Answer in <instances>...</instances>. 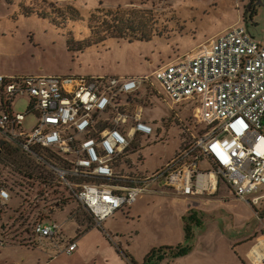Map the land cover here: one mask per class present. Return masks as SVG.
I'll return each instance as SVG.
<instances>
[{"label":"built area","instance_id":"2783aa9c","mask_svg":"<svg viewBox=\"0 0 264 264\" xmlns=\"http://www.w3.org/2000/svg\"><path fill=\"white\" fill-rule=\"evenodd\" d=\"M142 94L160 98L173 112L191 109L193 124L180 119L189 142L176 158L140 175L125 161L137 137L154 133L142 120ZM18 98L29 99L26 113L13 110ZM28 115L35 124L25 130ZM7 152L24 162L17 168L1 159L0 210L13 204L17 210L26 205L57 211L74 201L101 226L153 185L191 196L205 175L256 204L258 198L247 197L264 186V44L237 23L142 77L0 74V155ZM201 161L209 163V172L199 170ZM3 166H12L19 182L5 181ZM0 230L4 246L6 229ZM30 239L71 255L78 235L68 238L57 221L39 220L30 225ZM260 247L262 258H249L253 264H264V238L251 250Z\"/></svg>","mask_w":264,"mask_h":264},{"label":"rangeland","instance_id":"374dc122","mask_svg":"<svg viewBox=\"0 0 264 264\" xmlns=\"http://www.w3.org/2000/svg\"><path fill=\"white\" fill-rule=\"evenodd\" d=\"M22 5L32 11L39 5L50 7L48 10L75 8L81 13V20H68L60 25L62 30H53L46 22L23 16ZM106 11H119L126 19L133 18L136 30L145 33L143 39H108L83 52L68 46L69 40L78 43L92 37L87 29L93 20L91 16H105ZM237 23L264 44V0H0V74L142 77ZM141 104L142 120L153 127L154 133L134 140L126 162L131 171L135 165L142 172L147 171L145 174H151L176 158L183 143L189 142L180 119L192 111L179 106L173 112L152 95L142 94ZM28 105V98H18L13 110L26 113ZM34 124V117L28 115L23 127L29 130ZM133 152L140 153L138 165L136 161L134 164L138 155ZM2 169L7 177L5 181L19 182L12 166ZM208 169L204 161L199 164L201 172ZM50 197L54 199L52 194ZM229 198L227 208L205 214L198 225H191L195 238L184 237L182 241L171 237L178 228L177 208L167 196L143 193L132 207L124 208L101 226L92 224L89 215L72 201L54 217L63 225L66 237H75L76 233L79 237L72 255L46 250L37 241L30 243V225L43 219L36 216L41 209L29 210L25 205L17 210L11 204L0 210V227L6 229V243L0 246V264H117L124 252L134 253L140 264H145L152 250L180 244L189 247L184 256L172 261L169 253L167 259L172 262L152 260L147 264H243L242 261L250 264L246 253L262 239L257 238L255 228L264 224L257 222L254 204ZM72 211L76 213L73 218L78 217L80 229L70 217ZM48 254L56 256L49 261Z\"/></svg>","mask_w":264,"mask_h":264},{"label":"trees","instance_id":"16d2710c","mask_svg":"<svg viewBox=\"0 0 264 264\" xmlns=\"http://www.w3.org/2000/svg\"><path fill=\"white\" fill-rule=\"evenodd\" d=\"M21 8V14L27 18L34 17L36 20L46 22L53 30H62L60 25L62 23H65L66 21L70 20L71 22H76L81 20V13L75 9V8H66V10H60L56 8H51L48 10L45 6H38L36 10L32 11V9L28 7H24L23 5ZM107 13L105 16H97L92 15L91 18V24L87 27L88 31L90 33L88 35H92V37L88 39H84L83 41H80L78 43H75L72 40L68 41V46L73 45L75 48L80 52H83L84 49H87L91 47L92 45H98L100 43H103L104 41L108 39H120V38H130L132 39H138L141 40L145 36V33H139L140 30H136L137 27L133 25L135 20L133 18L126 19L124 15H122L119 11L113 12V11H106ZM102 19V20H101ZM74 48L69 50H73ZM185 112V111H184ZM189 125H192V117L191 115L186 116L184 119ZM203 127H200L199 129H195L198 134H201L203 130H201ZM134 153V152H133ZM134 154H137L135 161L137 164L139 161V155L140 153L136 152ZM14 155V156H12ZM8 156V157H7ZM4 155H0V162L1 159L3 161H11L17 168L22 167L24 159L16 154H13L11 152H7ZM126 166L129 167V164L125 161ZM46 209V211H44ZM40 214H37L36 216L40 215V217H43L42 220L49 221L54 213L53 211L49 210V207H43L41 208V211H39ZM42 213V214H41ZM50 216V217H49ZM75 221L77 222L79 229L81 228V224L78 222L75 218ZM90 222L93 224V220L90 217ZM197 224L194 222V220L186 219L185 221V234L186 239H190L191 237H194L193 230L191 226L192 224ZM91 228V227H90ZM189 251V247L187 245H178L176 247H161L158 249L152 250V252L146 257L145 264L151 262L152 260H157L159 262L164 261L167 259L168 254L170 253V258L173 260L180 258L184 256ZM125 256L128 257V254H125ZM131 258V257H130ZM243 264H246L244 261H242Z\"/></svg>","mask_w":264,"mask_h":264},{"label":"crops","instance_id":"0c3cea01","mask_svg":"<svg viewBox=\"0 0 264 264\" xmlns=\"http://www.w3.org/2000/svg\"><path fill=\"white\" fill-rule=\"evenodd\" d=\"M3 75H5V74H3ZM142 112L144 113L143 108H142ZM201 162H203V161H201ZM204 163H205L206 167L209 168L207 171V172H209V170H210L209 163L207 161H204ZM134 164H135V160H134ZM163 167L164 166H161L160 168H158L154 171H151V173L157 172L158 170L162 169ZM134 170H137L140 174L141 173H143V174L147 173V171L142 172L140 170V168L135 167V166H134ZM204 184H206L207 186H210L208 191L202 190ZM151 187L153 189L152 191H146L144 193L148 192V193H152V194H159V195H162L165 197L167 196V197L171 198V201L175 204L174 206L177 208L176 221L178 222V228H176V232H174V234L171 236L173 239H178L177 241H180V240L182 241L183 238L186 237L185 230H184L186 219L188 220V219L192 218L194 220V222L197 223V225H198L199 224L198 222L201 220V218H204L206 216L205 214L213 213L215 211H219L221 208H227V207H225V204L230 200V198H229L230 196L237 199L234 196L231 189L229 188V186L224 181H222V180H216L215 181L214 175H205L204 177H202L201 183H200V190L196 191V193L194 195H191V196H181V195L175 193L174 191H172L171 189H167V190H170V191H167L165 189V187H160L159 185H156V187L155 186H151ZM196 190H197V187H196ZM141 195L138 198H140ZM249 196L247 197L249 201L258 198V202L256 204H254L255 208L257 209V211L255 212V213H257L256 219H257V222L264 224V186H261L259 188L258 192L251 194ZM133 205L126 206L124 208H130ZM66 207H64L63 209L55 211V213L52 215L50 220L55 221L54 220L55 215L59 212L64 211L66 209ZM123 209H121V210H123ZM121 210L118 211L117 213L121 212ZM117 213H115L113 216H115ZM71 217L73 218V216H71ZM73 219L75 220V218H73ZM259 227H260V231L258 232L257 230L259 229ZM63 229H64V227L62 225V233L64 234ZM255 230H256V233H258L257 238L262 237V239H263L264 238V233H263L264 227L259 225L257 228H255ZM76 235H77V233H76ZM193 235L195 238L196 233L194 230H193ZM250 237H252V236H250ZM68 238H70V237H68ZM43 244H44L43 245L44 248L46 250H49V251L51 250V247L53 245L52 243H50L49 241H46V240L43 241ZM77 244H78V242H77ZM169 245H171V244H169ZM77 247H78V245H77ZM260 248L258 249V251L260 250ZM254 249L255 248H253V250ZM253 250H250L249 252L246 253V257L249 260L250 264H253V263L251 262V260L249 258H252L255 262H258V260L254 259V257L251 254ZM261 251H262V248H261ZM261 251H259V252H261ZM57 253H58V251H57ZM125 254H128V257L125 256ZM50 255H52V254L47 255V259L49 261L54 259V258L50 259ZM119 259L120 260H117V264H140V261L132 252H130V253L124 252V257H122V258L119 257ZM165 260L172 262L171 259L170 260L165 259Z\"/></svg>","mask_w":264,"mask_h":264},{"label":"bare ground","instance_id":"6f19581e","mask_svg":"<svg viewBox=\"0 0 264 264\" xmlns=\"http://www.w3.org/2000/svg\"><path fill=\"white\" fill-rule=\"evenodd\" d=\"M261 251V248L260 250ZM257 248H255L253 251H252V256L254 257V259H257L258 261H260V259L262 258V254L261 252H259Z\"/></svg>","mask_w":264,"mask_h":264}]
</instances>
